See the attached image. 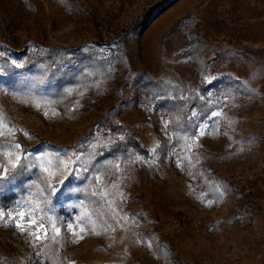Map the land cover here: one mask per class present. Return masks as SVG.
I'll list each match as a JSON object with an SVG mask.
<instances>
[{
    "label": "rangeland",
    "instance_id": "374dc122",
    "mask_svg": "<svg viewBox=\"0 0 264 264\" xmlns=\"http://www.w3.org/2000/svg\"><path fill=\"white\" fill-rule=\"evenodd\" d=\"M0 264H264V0H0Z\"/></svg>",
    "mask_w": 264,
    "mask_h": 264
}]
</instances>
